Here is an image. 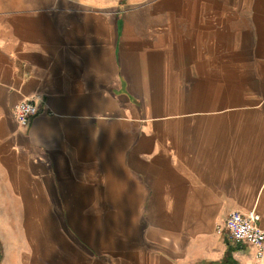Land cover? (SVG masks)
<instances>
[{
  "label": "crops",
  "instance_id": "0c3cea01",
  "mask_svg": "<svg viewBox=\"0 0 264 264\" xmlns=\"http://www.w3.org/2000/svg\"><path fill=\"white\" fill-rule=\"evenodd\" d=\"M234 211L264 230V0H0V264H264Z\"/></svg>",
  "mask_w": 264,
  "mask_h": 264
},
{
  "label": "built area",
  "instance_id": "2783aa9c",
  "mask_svg": "<svg viewBox=\"0 0 264 264\" xmlns=\"http://www.w3.org/2000/svg\"><path fill=\"white\" fill-rule=\"evenodd\" d=\"M39 108L32 100H24L14 108V117L19 127L27 128L37 116ZM261 217L256 212L234 211L218 226L219 233L227 232L230 238L242 245L255 249L258 260H264V230Z\"/></svg>",
  "mask_w": 264,
  "mask_h": 264
},
{
  "label": "trees",
  "instance_id": "16d2710c",
  "mask_svg": "<svg viewBox=\"0 0 264 264\" xmlns=\"http://www.w3.org/2000/svg\"><path fill=\"white\" fill-rule=\"evenodd\" d=\"M1 259V258H0Z\"/></svg>",
  "mask_w": 264,
  "mask_h": 264
}]
</instances>
